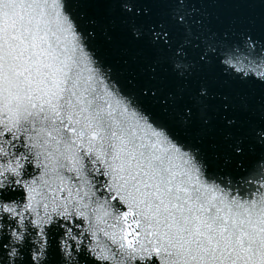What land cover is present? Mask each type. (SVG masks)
I'll list each match as a JSON object with an SVG mask.
<instances>
[{
  "label": "snow or ice",
  "instance_id": "1",
  "mask_svg": "<svg viewBox=\"0 0 264 264\" xmlns=\"http://www.w3.org/2000/svg\"><path fill=\"white\" fill-rule=\"evenodd\" d=\"M0 264H264V0H0Z\"/></svg>",
  "mask_w": 264,
  "mask_h": 264
}]
</instances>
